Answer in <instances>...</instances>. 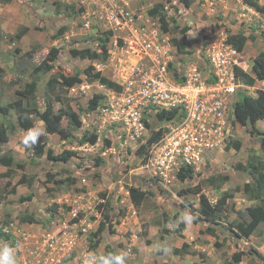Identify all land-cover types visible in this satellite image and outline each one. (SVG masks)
<instances>
[{
	"label": "rangeland",
	"instance_id": "rangeland-1",
	"mask_svg": "<svg viewBox=\"0 0 264 264\" xmlns=\"http://www.w3.org/2000/svg\"><path fill=\"white\" fill-rule=\"evenodd\" d=\"M158 3L165 6L166 30L161 15L149 13ZM117 7L134 16V30L110 24L107 0H0V106L16 100V91L29 83L36 82L39 89L31 126H17L2 146L7 157L0 163V234L6 236L0 235V241L20 245L18 264H88L90 256L121 253L125 264H264V222L250 237L235 234L259 206L245 187L257 177L251 175V163L264 175V119L255 135L236 122L226 144L193 175L174 171L163 176L146 167L149 145L138 152L150 131L128 125L106 108L109 93L120 88V69L130 65L123 48L138 28L156 30L178 49L184 45L186 51L178 53L184 66L198 63L207 43L244 36L240 60L254 76L253 60L264 53V15L242 0H193L190 7L180 0H117ZM19 32L24 34L16 39ZM80 49L95 51V58L82 59ZM43 61L53 68L47 75L35 74ZM55 75L57 85L50 83ZM75 76L80 82L62 86L65 78ZM240 84V94L254 96L264 90L263 81L248 87L240 79ZM95 95L102 98L90 112ZM50 104L55 113L69 105L82 122L74 128L67 117L62 119V127L75 129L69 140L49 134L47 148L55 156L69 152L62 163L36 156L33 145L23 142L32 130L45 133L40 116ZM18 114L0 110V122L17 123ZM93 135L94 144L87 141ZM234 141L242 142L241 150L231 148ZM198 186L212 206L228 196L223 216L205 219L200 194L182 193ZM131 188L146 193L139 206L131 199ZM100 203L114 215L115 233L107 231L93 250L91 240L103 220ZM185 213L195 218L179 233L182 222H177ZM161 247L170 251L165 254ZM239 252L242 260L235 263L233 255Z\"/></svg>",
	"mask_w": 264,
	"mask_h": 264
},
{
	"label": "built area",
	"instance_id": "built-area-1",
	"mask_svg": "<svg viewBox=\"0 0 264 264\" xmlns=\"http://www.w3.org/2000/svg\"><path fill=\"white\" fill-rule=\"evenodd\" d=\"M107 1L110 24L134 30V16L118 10L117 0ZM127 40L123 50L130 65L118 71L120 88L109 93L107 110L147 131V123L156 114L163 116L156 122L157 137L145 157L146 167L156 168L154 173L158 170L168 176L205 167L238 122L235 105L242 86L236 68L246 72L241 50L225 39L209 42L198 63L184 66L179 62V49L156 30L138 28Z\"/></svg>",
	"mask_w": 264,
	"mask_h": 264
},
{
	"label": "trees",
	"instance_id": "trees-1",
	"mask_svg": "<svg viewBox=\"0 0 264 264\" xmlns=\"http://www.w3.org/2000/svg\"><path fill=\"white\" fill-rule=\"evenodd\" d=\"M186 7H190L193 0H180ZM244 4L248 5L249 7L253 8L256 12L261 13L264 15V3L261 4L262 0H242ZM165 6L162 3L156 4L154 9H152L149 13L150 15H157L160 14V21L163 22L164 30L167 29L166 25V15L164 14ZM24 33H17L14 37L16 39H21ZM246 37L238 35V36H230L228 39V43L236 46L239 50L244 47L246 43ZM102 46V45H100ZM103 51H106L105 45L101 47ZM186 51V48L184 45H179V52ZM57 52V51H56ZM79 57L82 59H94L95 58V51H91L90 49H80L78 51ZM52 65H48L46 61H43L39 65L36 66L34 69L35 74L42 73L44 75H47L51 69ZM1 71V70H0ZM252 71L255 76L250 75L249 73L245 72L244 70L240 68H236V75L239 76L243 82L244 85L248 87H252L255 85L257 81H264V53H260L257 55L252 64ZM86 73H90L89 70H86ZM1 74V72H0ZM91 74V73H90ZM57 75H55L51 80L50 83H53L54 85L59 84ZM99 74H95L94 78H99ZM100 81L103 83H108V80L105 78H100ZM77 82H80L79 76L75 77H68L63 80L62 86L63 87H71L75 85ZM111 84V83H109ZM38 85L36 82H32L27 84L22 90H17V98L14 101H11L7 103L6 105L0 106V110L5 113L9 114L11 111L15 110L18 112V120L17 123H6V122H0V163H3V160L6 155H2V146L3 144L9 142L10 140V134L15 132L17 130V126H21L23 128H29L31 126L32 120L30 119V116L33 114V110L35 111L38 107L36 102V94L38 92ZM100 95H95L93 99L89 102V111L95 112L98 108V105L101 101ZM33 108V109H31ZM235 114L237 117L238 122L247 127L249 133L252 135H255L258 131L256 129V125L258 121L264 119V91H259L256 96H252L249 94H240L239 99L235 105ZM41 121L44 124V130L45 133L41 134L38 137L37 142L33 145V153L38 156H47L49 160L56 161V162H65L69 159L67 156V152L65 155H57L55 156L53 151L51 149L47 148L48 145V137L49 134L58 133L61 135V138L63 140H69L70 138L74 137V134L72 133V129L78 128L81 126L82 122L80 121L78 115L71 109V107L68 105L67 109H61L58 113L54 112V105L50 104L47 106L46 111L41 114ZM67 117L69 119V124L74 127L72 129H65L61 125V121L63 118ZM161 114H156V116L153 117L152 123H147L148 130L150 131V137L147 140V143H144L138 150L139 153H141L145 148L155 140L157 137V133L155 132L156 122L158 119H162ZM75 130V129H74ZM87 137H85L86 139ZM87 141L91 143H96L97 136L93 135L91 138L87 139ZM231 148L239 151L242 148V142L241 141H234L231 144ZM10 156V155H9ZM19 168H24L23 165L18 164ZM250 167L253 169L254 173H251V175H257L253 176L255 179L252 184H248L245 187V191L250 194V198H252L255 201H258L257 207L252 209L249 212L250 222L246 224H238L239 233L235 232V234L238 237H250L252 236L258 226L264 222V175L261 173V168L250 164ZM186 174L188 176L193 175L194 171L192 169H189L186 171ZM226 179V178H225ZM74 179H70V181H73ZM63 182V181H61ZM23 183H26V180H23ZM29 184H31V179H29ZM32 186V185H31ZM130 195L133 203L136 206H139L142 201L146 197V193L142 192L138 188H131ZM195 193L200 194L201 199V214L204 216L205 219H211L221 217L223 216L224 212V206L226 204L227 195H225L222 199L219 200L216 206L210 205L208 198L205 196V194L202 192V188L200 186L191 188L187 191H182V193ZM105 203H100L98 205L99 212L103 216V220L100 222L98 230L93 234V240L92 241V249H96L99 247L101 243V239L103 235L109 231L110 233H115V229L113 228L112 222L114 220V215L110 212H106L104 205ZM28 222H32L31 218L27 219ZM198 219H195V222H198ZM235 226H237V223H235ZM184 229V222L180 224V227L178 229V232L181 233ZM211 234H214V230H209ZM2 237L6 236L4 233L0 234ZM242 252L235 253L233 255L234 262L239 263L242 260Z\"/></svg>",
	"mask_w": 264,
	"mask_h": 264
},
{
	"label": "clouds",
	"instance_id": "clouds-1",
	"mask_svg": "<svg viewBox=\"0 0 264 264\" xmlns=\"http://www.w3.org/2000/svg\"><path fill=\"white\" fill-rule=\"evenodd\" d=\"M41 134L42 133L39 130L30 131L28 135H26L24 138L23 142L25 146L31 147L32 145H34ZM194 218L195 217H193L192 215L185 213L179 218V221L177 223L184 222L186 224H191ZM172 226L173 225H169V227ZM19 248H20L19 244L13 246L9 242L0 241V264H18ZM159 250L163 251L165 254H167L170 251V249L167 247H161ZM125 259L126 256L123 253L110 254L107 257L90 256L88 259V264H125Z\"/></svg>",
	"mask_w": 264,
	"mask_h": 264
},
{
	"label": "crops",
	"instance_id": "crops-1",
	"mask_svg": "<svg viewBox=\"0 0 264 264\" xmlns=\"http://www.w3.org/2000/svg\"><path fill=\"white\" fill-rule=\"evenodd\" d=\"M258 82H261V81H258ZM254 96H256V95H254Z\"/></svg>",
	"mask_w": 264,
	"mask_h": 264
}]
</instances>
